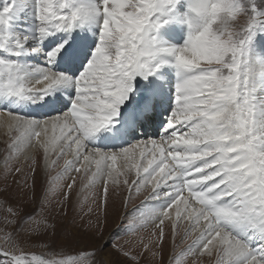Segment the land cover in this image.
<instances>
[{
  "label": "snow or ice",
  "instance_id": "1",
  "mask_svg": "<svg viewBox=\"0 0 264 264\" xmlns=\"http://www.w3.org/2000/svg\"><path fill=\"white\" fill-rule=\"evenodd\" d=\"M173 24L188 29L183 46L162 38ZM87 27L98 31L89 35ZM261 36L264 0H9L0 7V112L23 130L10 147L19 151L43 126L61 125V152L77 150L61 177L69 178L68 190L80 161H95L93 176L103 180L118 157L135 160L139 152L146 163L138 166L135 190L152 185L150 199L166 198L151 214L158 241L165 218L173 230L179 225L180 213L173 220L168 212L184 200L191 231L204 228L188 254L211 255L219 239V264H264V57L255 51ZM37 56L43 64L31 63ZM166 69L176 83L163 134L116 151L95 147L118 123L125 135L154 118L166 99L159 87ZM25 103L57 114L38 118L9 107ZM185 191L199 208L187 211ZM107 192L105 184L104 203ZM6 244L0 264H81L17 254L14 237Z\"/></svg>",
  "mask_w": 264,
  "mask_h": 264
},
{
  "label": "rangeland",
  "instance_id": "2",
  "mask_svg": "<svg viewBox=\"0 0 264 264\" xmlns=\"http://www.w3.org/2000/svg\"><path fill=\"white\" fill-rule=\"evenodd\" d=\"M7 2L0 0L1 7ZM82 31L94 35L98 29L87 27ZM34 61L37 64L36 57ZM38 62V65L43 64L40 60ZM139 83L144 85L147 81ZM173 91L170 90L171 96ZM125 108H128V104L121 110ZM160 136L161 133H158L153 138ZM17 138L5 147V140L0 138V248L9 246L6 241L14 237L19 246L17 254L36 255L45 260L77 258L81 264H191L189 258L193 256L187 253V249L198 235L188 237L195 231H190L191 226H187L174 239L169 224L164 227V239L158 241L157 231L153 230L155 227L150 229L153 226L149 212L156 210L152 202L161 204V200L150 199L153 192L150 185L144 186L145 190H135L133 181L138 182L135 173L129 183L123 182L122 189L108 186L107 202L104 203V181L103 184L95 182L93 170L86 178H83V174L74 173L75 184L71 190L67 189L70 180L61 177L67 162L74 159L73 153H70L72 160L68 161L65 152L54 156L52 160L55 164L49 170L46 156L42 155L38 146L36 153L30 154L25 161V166L22 155L10 147ZM149 139L152 138L144 140ZM131 140L137 142L141 138L133 134ZM125 174H119L122 181ZM113 192L112 198L119 196L122 205L120 202L121 214L119 212L117 218L110 219V212L105 207L109 205L108 200ZM164 242L165 250H160ZM93 253L96 254L95 258ZM222 255L221 251L220 256L207 258V261L199 264H219ZM225 264H228L227 260Z\"/></svg>",
  "mask_w": 264,
  "mask_h": 264
},
{
  "label": "bare ground",
  "instance_id": "3",
  "mask_svg": "<svg viewBox=\"0 0 264 264\" xmlns=\"http://www.w3.org/2000/svg\"><path fill=\"white\" fill-rule=\"evenodd\" d=\"M8 2H9V0H8ZM0 7H1V4H0ZM90 28H92V27H90ZM93 28H95V27H93ZM183 28H185V25H183V24H173L163 31L162 38L171 45L183 46L187 41L186 34L188 33V32H185L183 30ZM89 35H92V34H89ZM183 36H184V39H183ZM255 51H256V54L258 56L264 57V36L257 37V41L255 44ZM29 59H30L32 64H35V61H34L35 57H30ZM38 60H40L42 63H44L43 58L37 56L36 57L37 64H35V65H38V63H39ZM61 66H63V65L59 66L60 70H62ZM165 72H166V75L164 78V82H161L160 86L162 88L161 91L165 95L166 101H168V99L171 98V96H170L169 92L167 91V89L170 86L169 84H172L173 90H174V85L176 83V76H175L174 71L171 69H166ZM173 78H174V80H173ZM152 79H156V78H152ZM51 98H54V96ZM129 102H131V101H129ZM9 107H11L12 110H14V111L15 110L21 111L24 115H31V116L38 115L39 118H44L45 116H48V115L54 116L57 114L55 112L50 111V109L40 107L39 103H25V104L21 105L19 108H17L16 105H10ZM161 110L162 109L159 108V114H161ZM121 112L123 114L124 111H121ZM162 115H164V113H162ZM12 120H13V117L9 116L8 112H0V138L5 140L4 147L6 145H8L15 137L19 138L21 136V132L23 131L22 129H18L15 126H11L10 122ZM121 127H122V125L118 123L116 125V127L114 129H112L111 131L106 130L105 132L99 134V136L96 139L94 146L98 147L104 151H116L122 147L128 146L127 143H125V140L127 139L131 130H129L127 132V134L121 135V133H120ZM132 130L135 131V129H132ZM40 132H41V135H40L38 140L34 139L27 146H22L20 148V150L17 152L22 155L23 162H25V161H27L29 155L30 154L33 155L34 153H36V150H37L36 148H38V146H40L42 155L46 156V161H45L46 166H48V168H50L49 170H51V168L55 164L54 160H52L53 157L56 156L57 154H61V153L63 154V152H61V145L63 144V141H64L62 139V136H63L62 126L57 125L56 127H53L49 123V124L43 126L41 128ZM9 135H12V136L10 137ZM142 140H144V139H142ZM35 142H37V143H35ZM133 143H135L133 140L129 141V144H133ZM110 145H112L111 148H115V150H106L105 147H108ZM142 147L144 148L145 152H147L151 149V145H147V146L142 145ZM76 151L77 150H76L75 146H73L71 151L65 152V154H66L65 157H66L67 161H68V159L72 160L70 153H73L75 156ZM80 151H84V149H80ZM97 159H98V157H97ZM25 163H26L25 164V166H26L27 162H25ZM145 163L146 162L143 160V158L140 157L139 152H137L135 160L125 159L124 157L120 156L117 158L115 165L111 166V168H110L111 173H112L111 178H108L107 176H105V178L103 180H97L95 177L94 181L95 182L100 181L101 184H103L102 181H104V185L105 184L107 185V189L109 188L108 186H110V185L116 187L118 190H119V188L122 189L123 182L125 183V181H128V183H129L130 179L134 178L133 173L136 174L135 176H138V166L145 165ZM108 164L111 165V162L109 161ZM79 166H80L81 170H80L78 175L83 174V178L84 177L86 178L92 172V170H93V172H96V169H97V165H96L95 161H88V162L80 161ZM100 167H101V169H103L104 165L101 164ZM120 173H126L125 174L126 176L122 175L123 176L122 178H124L123 179L124 181L121 180V177H120L121 175H119ZM168 183H171V181H169ZM150 187L152 188V185H150ZM142 189H144V186L142 187ZM152 190H153V188H152ZM157 190H159V189H157ZM108 193H109V189H108L107 195H108ZM113 194H115V193L114 192L111 193L110 199L108 200L109 205L107 206V204H106V207H105L108 210V212H110V219L117 218L119 212L121 214V211H119L120 210L119 209V203L121 202V205H122V200L120 201L119 196L117 197L116 195H115V197L117 199L112 198ZM122 194H123V191H122ZM120 197H121V193H120ZM122 199H123V196H122ZM163 199H161V201ZM184 199H187L189 201V204L191 205V207L188 208L187 211H191V208H199V205L196 203L194 198H191L189 196L187 191H185V193H184ZM110 201H112V202H110ZM152 205L156 209L155 211H158L160 206H161V204L158 201L152 202ZM153 212H149V213L152 214ZM177 212L180 213L179 225L177 226V228L175 230H173L172 226H171V228L169 227V230L171 231V229H172L174 232V239H176L178 232L180 234L181 231L183 230V228H185L187 226H191V223H192L190 220L185 218L186 208H185L184 200H181L179 204H177L175 207H173L168 212V215L170 217H172L173 220H176ZM203 223L206 224L207 222L205 221ZM169 224L171 225L169 220L167 218H165V224L163 227H166ZM153 228L154 227H152L150 229H153ZM155 229H153V230L157 231V229L156 230ZM203 231H204V228L200 227L197 230H195V232H193L192 234H189L188 237L194 238V236L198 235L197 237L199 238L201 235V232H203ZM168 233L171 235L170 232H168ZM165 244H166V242L162 243V245L159 249L165 250ZM223 247L224 246L220 244L219 239H217V240L213 241L212 245L209 246L210 251H211V255H209L208 253H204L203 255H201L202 259H199L200 256L198 258L193 256V258L191 257V259L189 258V260H191V264H197V263L199 264L200 262L204 263L205 261H207V258L220 256V253H221ZM207 255H209V256H207Z\"/></svg>",
  "mask_w": 264,
  "mask_h": 264
}]
</instances>
